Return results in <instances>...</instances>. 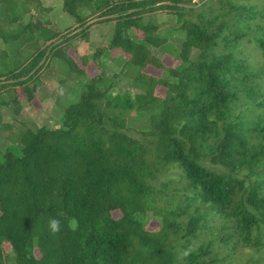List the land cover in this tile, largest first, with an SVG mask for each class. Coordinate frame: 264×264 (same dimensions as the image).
I'll use <instances>...</instances> for the list:
<instances>
[{"label":"trees","instance_id":"1","mask_svg":"<svg viewBox=\"0 0 264 264\" xmlns=\"http://www.w3.org/2000/svg\"><path fill=\"white\" fill-rule=\"evenodd\" d=\"M198 1L194 12L193 0H60L76 26L66 36L52 28L48 0H0V109L31 104L55 58L78 79L91 62L98 70L62 126L23 128L0 148V264H211L210 247L183 260L176 248L217 221L233 225L242 246L264 248V10L254 0ZM160 11L176 14L167 33L186 32L180 47L145 20ZM96 22L115 23L114 35L92 57L77 55L80 67L66 48L79 34L89 42ZM249 44L262 52L259 65L242 55ZM112 51L120 59L108 75L102 57ZM125 72L140 94L120 88ZM245 95L260 101L238 112ZM117 110L148 113L150 129L131 136ZM208 158L224 169L206 167ZM149 212L159 230L139 220ZM50 218L61 222L57 235Z\"/></svg>","mask_w":264,"mask_h":264},{"label":"rangeland","instance_id":"2","mask_svg":"<svg viewBox=\"0 0 264 264\" xmlns=\"http://www.w3.org/2000/svg\"><path fill=\"white\" fill-rule=\"evenodd\" d=\"M212 2L216 3L218 2V0H212ZM253 3L259 5L260 8L264 10V0H254ZM49 4L54 6V10L50 15L52 28L66 34V36L68 34L70 35V32H66L76 27L74 24V19L70 15L63 12L60 7V0H48V5ZM202 4L203 3H200L198 0H193V3L187 5L186 7L187 9H190V11L195 12L201 9ZM43 16L44 15H40L39 17L41 18ZM27 17L28 18L26 20L29 19V15H27ZM150 17H153L152 20L160 25L162 30H166L165 34H168L169 41L172 44H174L176 47L181 46L182 42L186 38L185 31H170L167 33V31L171 30L172 26L176 22L177 16L174 12H156L152 16H145V20H149ZM43 19L44 17L42 18V20ZM94 21L97 20H95L94 18ZM115 27L116 25L113 22H96L90 29L89 42H84L85 38L83 36H80L79 34L73 41H71V45H68L66 51L70 55L74 56L80 67H83L77 55L83 57H92L94 52L99 47H108L114 35ZM250 34L257 38L259 33L258 30L254 29ZM36 49L37 45L34 43L26 46V49L24 51V58H28ZM241 50L244 52L242 54L243 57L246 56L250 64H260L262 52L258 49H255L253 44L243 46ZM158 52L156 53L160 55L161 53ZM198 53L199 51L194 50L192 53V57H196ZM119 59L120 57L117 52L114 53V57H112L111 55L103 57V61H105L103 67L105 66L106 68V74L109 75L113 73V70L116 67L115 62ZM168 61L171 62L169 58ZM86 71L88 72L87 77L78 79L75 78L76 76L71 75L66 67L63 64L59 63L58 59L55 58L51 60L49 67L47 69L45 68L44 72L42 73L43 84L41 86V89L37 91L35 99L31 104L27 102L23 103L27 108L25 110L24 122L20 120L19 122L12 124V129L9 131L0 129L1 150L5 152L6 146L9 144V139L16 140L18 136L17 132L23 128H59L60 126H62L66 107L79 100L80 94L82 92L79 86H82L80 85L81 82H85L87 79H89L88 77L98 72L96 64L91 62V64L86 68ZM146 72L158 77L165 76L163 71L151 67L146 69ZM69 74L70 76H68ZM133 74L134 72H125L119 78V80H121L118 81L119 86L123 91L130 92L131 95L136 96L137 94H140L141 91H138L131 86ZM261 83L263 88H260V90H264V80ZM2 95L6 96L7 99H9L7 92H3ZM254 99L256 101L248 98L246 95L242 97L239 103L238 112L245 111L246 108H249L247 107V105H255L256 103H258V101H260L258 97H255ZM3 109V113L0 111V113L2 114V121L7 120V118L11 116V112L8 108L5 107ZM115 112L126 117L128 133L133 137L138 138L140 131L150 129L151 123L148 113L120 110H117ZM258 114V110H255L254 108L253 110H250L248 115L250 122L257 119ZM21 118H23V116H21ZM204 165L216 172H221V170L224 169L221 164L213 161L211 158L206 159ZM179 187L181 188V185ZM193 209L190 210V213L193 212ZM118 215L119 214H116V216ZM138 217L142 222L144 228L151 231L159 230L163 225L162 219L156 217L152 212H149L146 215L140 214ZM180 222L182 224H186L187 217L184 216L183 218H181ZM235 236L236 232L233 225L227 224L224 221H217L211 224L210 228L201 231L196 237L191 238L190 242L184 243V241H182L176 248L177 256L179 259L183 260L185 252L190 253L204 246L210 247L211 254L207 258V260L211 264H264V248L257 250L250 247H244L241 243L238 242ZM262 241L264 243V236ZM35 254L37 256H40V252L38 249L35 250ZM8 264H15V262L11 260Z\"/></svg>","mask_w":264,"mask_h":264},{"label":"crops","instance_id":"3","mask_svg":"<svg viewBox=\"0 0 264 264\" xmlns=\"http://www.w3.org/2000/svg\"><path fill=\"white\" fill-rule=\"evenodd\" d=\"M99 48H101V47H99ZM25 49H26V47L23 49V51H25ZM116 51H112V57H114V53H115ZM117 54H119V53H117ZM23 56H24V52H23ZM102 60H103V57H102ZM57 71V70H56ZM42 84H43V75L41 76V81H40V84H39V86H36V89H35V94L37 95V91L39 90V89H41V86H42ZM45 103H47V102H45ZM3 108H5V106L4 107H2L1 109H0V111L3 113L4 112V109ZM6 108H8L9 110H10V112H11V116H9L8 118H7V120H3L2 122H3V124H2V126L0 127V129H4V130H6V131H9V130H11L12 129V127H9V126H12V124H14V123H17V122H19L20 120H22L23 122H24V118H25V110L27 109L25 106H24V104H22V106L21 107H18V108H15L14 106H6ZM21 116H23V118H21ZM29 120V119H28Z\"/></svg>","mask_w":264,"mask_h":264},{"label":"clouds","instance_id":"4","mask_svg":"<svg viewBox=\"0 0 264 264\" xmlns=\"http://www.w3.org/2000/svg\"><path fill=\"white\" fill-rule=\"evenodd\" d=\"M48 227H49V231L51 232V234L53 235H57L59 234V232L61 231V222L59 219L56 218H50L48 221ZM68 227L75 231L78 227V221L73 218L69 221V225ZM189 253L185 252L184 255L187 256Z\"/></svg>","mask_w":264,"mask_h":264}]
</instances>
